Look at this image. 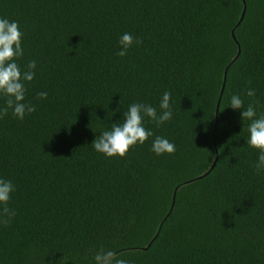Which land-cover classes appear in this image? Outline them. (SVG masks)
Returning a JSON list of instances; mask_svg holds the SVG:
<instances>
[{
	"label": "trees",
	"instance_id": "trees-1",
	"mask_svg": "<svg viewBox=\"0 0 264 264\" xmlns=\"http://www.w3.org/2000/svg\"><path fill=\"white\" fill-rule=\"evenodd\" d=\"M0 18L19 23L20 67L36 61L37 109L0 119L16 212L0 264H94L101 247L130 264H264V170L229 106L264 113V0H0ZM124 33L142 43L120 57ZM165 91L173 116L145 117L152 137L124 157L93 149L130 104L159 114ZM156 136L176 151L156 155Z\"/></svg>",
	"mask_w": 264,
	"mask_h": 264
},
{
	"label": "clouds",
	"instance_id": "clouds-1",
	"mask_svg": "<svg viewBox=\"0 0 264 264\" xmlns=\"http://www.w3.org/2000/svg\"><path fill=\"white\" fill-rule=\"evenodd\" d=\"M22 36L19 23L10 21L7 18H0V96L5 97L3 107H0V119L6 116L11 110V114L23 120L26 114L34 113L36 105L25 102L26 84L35 77L36 61H29L22 69L16 62L24 55L22 48ZM120 50L116 53L120 57L127 54L133 43H142L140 38L134 37L130 33H124L119 38ZM38 99H46L47 92H38ZM248 97L255 96V89L249 88L245 91ZM171 93L165 91L159 104L161 112L150 104L135 102L129 105L123 113L121 123H113L108 130H101L100 135L92 141L94 150L102 153L106 157L127 155L129 149L136 144H143L149 137L153 136L151 130L144 127L145 117L155 122L157 126L172 119ZM256 101L250 102L247 107L240 95H232L230 107L232 109H243L240 116L242 120H248L247 131L249 133L246 143L254 149L259 150L257 160L253 163L254 170L259 173L264 170V113L257 116ZM156 155L173 154L176 151L174 143L168 139L156 136L152 142L151 149ZM15 191V186L11 180L0 178V225L7 227L12 218L16 215L14 209L8 207L11 193ZM94 264H130L126 259H121L112 249L99 248L93 253Z\"/></svg>",
	"mask_w": 264,
	"mask_h": 264
},
{
	"label": "water",
	"instance_id": "water-1",
	"mask_svg": "<svg viewBox=\"0 0 264 264\" xmlns=\"http://www.w3.org/2000/svg\"><path fill=\"white\" fill-rule=\"evenodd\" d=\"M241 15H242V13H241ZM240 18H241V16H240ZM223 79H224V77H222V80ZM222 87H223V84H221L220 89H219V92H218V95H217V98H216L214 113H216V110H217L218 101H219V98H220V95H221V92H222Z\"/></svg>",
	"mask_w": 264,
	"mask_h": 264
}]
</instances>
